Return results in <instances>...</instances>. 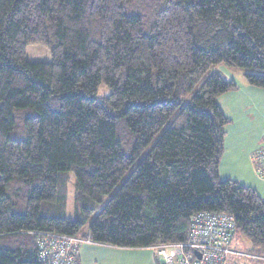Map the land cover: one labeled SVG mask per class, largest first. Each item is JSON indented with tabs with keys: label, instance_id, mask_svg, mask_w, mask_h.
<instances>
[{
	"label": "trees",
	"instance_id": "trees-1",
	"mask_svg": "<svg viewBox=\"0 0 264 264\" xmlns=\"http://www.w3.org/2000/svg\"><path fill=\"white\" fill-rule=\"evenodd\" d=\"M30 45L52 61L29 62ZM221 64L264 89V0H0V264H48L44 236L183 243L202 212L263 254L264 199L220 178L232 120L218 101L235 88L208 75Z\"/></svg>",
	"mask_w": 264,
	"mask_h": 264
},
{
	"label": "rangeland",
	"instance_id": "rangeland-1",
	"mask_svg": "<svg viewBox=\"0 0 264 264\" xmlns=\"http://www.w3.org/2000/svg\"><path fill=\"white\" fill-rule=\"evenodd\" d=\"M26 59L34 63H49L52 61L50 51L42 45L28 46ZM214 72L221 75L224 80L235 83V88L224 94L218 101L232 119V122L227 127L224 139V152L219 168L221 173L220 178L222 180L229 179L237 182H239L237 179L248 180V171L243 164L241 153L248 144L254 141L258 145L264 143V89L251 86L247 82L246 75L259 74V72L230 68L224 64L214 66L208 72V75ZM109 92L108 87L102 86L99 89L98 96H108ZM62 181L67 183L66 186H63ZM76 182L73 172L61 176L59 191L60 193L65 192L66 208L63 214L68 219L79 217L76 206ZM79 244L84 245V243ZM158 246L130 249L132 251L128 255L130 257L128 258L129 262L121 260L118 264H156L159 262ZM234 247L244 255L241 258V264H264V253L259 254L255 251L252 253L250 241L240 233H236ZM76 261H78L77 258Z\"/></svg>",
	"mask_w": 264,
	"mask_h": 264
},
{
	"label": "built area",
	"instance_id": "built-area-1",
	"mask_svg": "<svg viewBox=\"0 0 264 264\" xmlns=\"http://www.w3.org/2000/svg\"><path fill=\"white\" fill-rule=\"evenodd\" d=\"M256 175L264 179V143L251 154ZM237 225L223 213L202 212L191 222L188 238L183 243L159 245V260L164 264H233L243 254L234 249ZM80 239L60 236L39 238L41 258L48 264H78L76 254ZM74 253V254H73Z\"/></svg>",
	"mask_w": 264,
	"mask_h": 264
},
{
	"label": "crops",
	"instance_id": "crops-1",
	"mask_svg": "<svg viewBox=\"0 0 264 264\" xmlns=\"http://www.w3.org/2000/svg\"><path fill=\"white\" fill-rule=\"evenodd\" d=\"M222 108L224 110V107ZM224 112L231 119V117L225 110ZM260 145H258L256 141H254L253 143L248 144L246 148L244 149V151L241 153L243 156V164L245 165L248 171L249 179L248 180L237 179V180L243 185L249 186L255 189L257 193L259 194V196L262 199H264V179H261L257 175H255L256 173H254L255 170H254L252 160H251L252 152L256 150ZM130 251L132 250L87 242V243H84L83 246L81 245L79 248V251H78V262L79 263L78 264H118L121 260L129 262L128 258L130 257H128V255Z\"/></svg>",
	"mask_w": 264,
	"mask_h": 264
},
{
	"label": "water",
	"instance_id": "water-1",
	"mask_svg": "<svg viewBox=\"0 0 264 264\" xmlns=\"http://www.w3.org/2000/svg\"><path fill=\"white\" fill-rule=\"evenodd\" d=\"M158 264H164L163 260H159Z\"/></svg>",
	"mask_w": 264,
	"mask_h": 264
}]
</instances>
